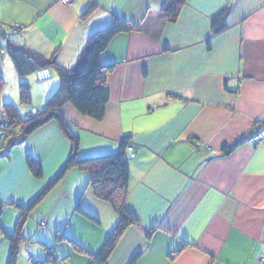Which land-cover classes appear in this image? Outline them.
I'll return each instance as SVG.
<instances>
[{
  "label": "crops",
  "instance_id": "crops-1",
  "mask_svg": "<svg viewBox=\"0 0 264 264\" xmlns=\"http://www.w3.org/2000/svg\"><path fill=\"white\" fill-rule=\"evenodd\" d=\"M164 1L0 0V24L18 23L9 38L65 69L78 65L91 33L113 16L139 25L116 34L99 56L113 65L103 118L61 107L79 138L78 157L114 154L124 137L128 157L133 147L126 206L137 223L104 264H264V140L246 142L264 128V0H184L175 21L162 18ZM48 69L49 79L57 76ZM16 74L33 89L25 111L15 107L20 119L43 108L58 77L43 84L36 72L34 81ZM70 150L51 119L0 157V264H8L2 231H14L17 204L40 194ZM27 155L40 162L41 177ZM89 178L87 169L68 168L29 211L21 231L29 240L16 264L92 260L118 217Z\"/></svg>",
  "mask_w": 264,
  "mask_h": 264
},
{
  "label": "trees",
  "instance_id": "trees-1",
  "mask_svg": "<svg viewBox=\"0 0 264 264\" xmlns=\"http://www.w3.org/2000/svg\"><path fill=\"white\" fill-rule=\"evenodd\" d=\"M183 1L165 0L161 7L162 18L168 21H175ZM89 11H86L85 14ZM138 29L139 25L126 21L119 16H113L107 25L91 33L80 56L78 65L72 69H65L56 64L52 58L41 57L25 46L18 44L14 39L8 38L6 31L16 33L21 29L0 28V36L4 35V41L0 43V51L4 50V53L0 54V57L8 55L15 71L19 75L26 76L30 73H35L39 69L50 68L56 72L58 77V87L47 98L43 106L44 110L38 115L30 117L26 115L24 118L19 119L15 107L10 103L4 105L10 126L6 130V134L0 145V157L7 156L11 145L20 142L35 129L51 119H56L64 136L71 144L70 154L58 175L46 185L30 204L26 206L17 204L20 214L15 223L14 231L12 233L2 231L4 237L11 245L8 264H16L19 246L29 240L21 232L29 211L62 178L66 170L73 166L87 169L90 172L89 185L92 188L93 194L108 202L118 217L115 228L88 264H104L116 246L124 229L137 223L136 217L126 206L129 179V157L127 156L126 147L129 139L124 137L120 141L118 151L114 154L80 158L77 155L79 138L67 127L65 117L61 113V107L69 103L82 115H87L96 120L103 118L105 106L109 99L106 78L113 65L100 64L99 56L116 34ZM18 88L20 101L29 104L28 84L20 82ZM15 124L19 125L17 130H15ZM232 148L233 146L225 147L223 152L228 153ZM26 164L33 176L38 178L42 176L40 162L33 156H26ZM45 260L36 261V264H46Z\"/></svg>",
  "mask_w": 264,
  "mask_h": 264
},
{
  "label": "rangeland",
  "instance_id": "rangeland-1",
  "mask_svg": "<svg viewBox=\"0 0 264 264\" xmlns=\"http://www.w3.org/2000/svg\"><path fill=\"white\" fill-rule=\"evenodd\" d=\"M61 3H63V2H61ZM67 4H69V3H67ZM7 33H9V32H7ZM9 35H11V34H9ZM13 36H16V35H13ZM3 41H4V39L0 36V43H3ZM1 57H0V72H1L0 74L2 76H4V78H3L4 81H3L2 85H0V110H2L4 108L5 104L10 103L13 107H16L17 109H24L23 111H25V109L28 107V105L26 103H23L20 101L19 88H18L19 82L16 81V77H19V76H17L15 69L13 67L12 61L10 60L9 56L5 55V56H1ZM28 76H30L32 78L34 76V73H30V74L26 75L25 78H27ZM32 79L34 81V78H32ZM52 79L53 80L57 79V76L54 75L49 80H47V79L43 80L44 81L43 84L51 83L53 81ZM21 82L28 83V81L25 79L21 80ZM34 83L40 84L42 82H34ZM32 91H33V89H32ZM32 91H31V87L29 85V95H31V96H29V98L32 97ZM34 94L36 95V91H34ZM42 226H44V225H42Z\"/></svg>",
  "mask_w": 264,
  "mask_h": 264
},
{
  "label": "built area",
  "instance_id": "built-area-1",
  "mask_svg": "<svg viewBox=\"0 0 264 264\" xmlns=\"http://www.w3.org/2000/svg\"><path fill=\"white\" fill-rule=\"evenodd\" d=\"M60 1L63 2L64 4L71 2V0H60ZM3 27H9L11 29H17V30H19L21 28L20 25L18 23H15V22H10L9 24L0 25V28L3 29ZM3 53H4V50H1L0 54H3ZM50 76H51L50 72L47 68L39 69L36 71V80L37 81H43L45 79L50 78ZM43 110H44L43 108L42 109H32L27 114V116L30 117V116L38 115ZM9 126H10V122H9L7 114L3 110H0V145L4 139V136L6 134V130L8 129ZM263 140H264V128L254 132L250 136H248L246 142L250 145H256ZM199 145H200L199 141H196L194 143V146L196 148L199 147ZM128 149L131 151L130 155H129V157L131 158L134 156L133 147L129 145ZM40 224L45 225V222L42 221Z\"/></svg>",
  "mask_w": 264,
  "mask_h": 264
},
{
  "label": "clouds",
  "instance_id": "clouds-1",
  "mask_svg": "<svg viewBox=\"0 0 264 264\" xmlns=\"http://www.w3.org/2000/svg\"><path fill=\"white\" fill-rule=\"evenodd\" d=\"M48 69V68H47ZM49 70V69H48ZM128 160H129V158H128Z\"/></svg>",
  "mask_w": 264,
  "mask_h": 264
},
{
  "label": "water",
  "instance_id": "water-1",
  "mask_svg": "<svg viewBox=\"0 0 264 264\" xmlns=\"http://www.w3.org/2000/svg\"><path fill=\"white\" fill-rule=\"evenodd\" d=\"M46 259V258H45ZM45 259H43V260H45Z\"/></svg>",
  "mask_w": 264,
  "mask_h": 264
}]
</instances>
